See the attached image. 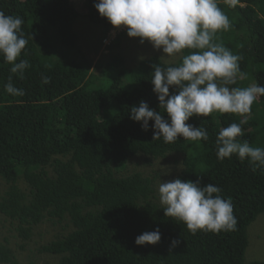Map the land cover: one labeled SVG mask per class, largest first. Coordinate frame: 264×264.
Here are the masks:
<instances>
[{
    "label": "trees",
    "instance_id": "16d2710c",
    "mask_svg": "<svg viewBox=\"0 0 264 264\" xmlns=\"http://www.w3.org/2000/svg\"><path fill=\"white\" fill-rule=\"evenodd\" d=\"M73 1L82 2L92 24L113 27L94 7L97 0H0V11L24 21L28 43L19 59L30 63L21 79L0 56V264H20L11 240L20 239L24 250L42 225L51 229L38 249L51 257L45 264H245L248 228L264 214V168L253 171L236 155L221 161L215 145L221 128L244 117L213 112L189 118L186 123L207 130L208 141L152 139L153 121L143 131L129 118L130 108L145 101L163 112L152 90V65H176L189 50L174 63L153 54L137 64L131 58L127 66L110 47L106 63L92 66L78 44L81 17ZM217 2L231 27L215 41L242 57L245 74L230 87L264 85V0H238L234 8L229 0ZM118 39L114 48L121 46ZM10 75L23 96L6 93ZM42 76L51 82L44 84ZM242 128L241 140L264 148V96ZM198 176L231 199L235 231L192 234L164 215L159 183ZM156 228L157 244H135ZM173 239L180 240L175 248Z\"/></svg>",
    "mask_w": 264,
    "mask_h": 264
},
{
    "label": "clouds",
    "instance_id": "9594fccd",
    "mask_svg": "<svg viewBox=\"0 0 264 264\" xmlns=\"http://www.w3.org/2000/svg\"><path fill=\"white\" fill-rule=\"evenodd\" d=\"M237 3L238 0H229L230 7L234 8ZM94 7L113 26L104 31L96 25L102 29L100 45L106 53L110 47L114 50L119 36L118 43L124 47L122 38L126 34L130 38H139L141 44L149 42L168 57L189 50L176 65H152V90L163 112L140 101L138 106L130 108L131 120L140 122L143 131H148L149 121H153L152 139L155 140L163 138L165 143H174L182 137L199 142L208 141V132L186 123L189 118L207 117L213 112L238 114L244 117L239 123L233 122L218 132L215 141L217 159L223 161L236 155L241 162L247 160L253 171L264 168V148L240 139L244 135L242 125L247 122L253 103L264 96V85L230 87L245 74L240 70L242 57L215 41L219 31L231 27L229 17L218 6L217 0H97ZM86 14L80 19L88 20ZM23 23L20 16L0 11V56L11 65L10 72L21 79L30 67L28 60L19 59L28 43L22 31ZM84 56L87 58L85 53ZM42 82L48 84L51 78L42 76ZM170 88L176 94H170ZM5 91L12 96L25 94L23 89L14 86L11 75ZM20 183L25 191L23 180L19 181V186ZM221 192L222 189L214 184L202 185L200 176L195 181L176 178L160 182L158 187L164 215L183 222L192 234L199 230L214 233L236 230L232 201L224 199ZM160 240L161 233L156 228L138 235L134 242L143 246L155 245ZM179 244V239H173L170 247Z\"/></svg>",
    "mask_w": 264,
    "mask_h": 264
},
{
    "label": "rangeland",
    "instance_id": "374dc122",
    "mask_svg": "<svg viewBox=\"0 0 264 264\" xmlns=\"http://www.w3.org/2000/svg\"><path fill=\"white\" fill-rule=\"evenodd\" d=\"M74 7L76 11L80 14L81 17H84L86 10L83 8V5L80 1H74ZM85 18V17H84ZM81 27L79 31V41L78 44L81 47L82 51L86 54L94 65L96 62L104 64L109 58V53L105 52V48L100 45V40L102 38V29L97 28L98 26L90 23L88 20L80 19ZM75 26V30L78 27ZM122 44L114 48L113 52H121V55L125 59V63L128 66V63L131 61V58L134 60L132 63H138L140 60L147 58L153 54L160 56L163 62L165 63H174L180 59V54L172 57L166 56L162 50H157L152 47V45L145 41L143 44L139 42V38H130L127 34L122 38ZM136 47V53H132V49L127 48ZM145 51L148 54H145ZM139 159L136 160V162ZM173 170V167L170 168ZM165 172V171H164ZM166 173V172H165ZM172 171H169L167 174H171ZM169 175H167L168 177ZM166 177V178H167ZM171 180L170 178L165 179L164 181ZM4 182L0 179V195L4 192ZM20 187L23 188V185L20 183ZM0 216V220H1ZM7 225V224H6ZM49 227L42 225L41 228L35 231L33 235V241H31L24 250L20 249L21 240L18 238H13L11 240V246L18 255L20 264H45L50 262L51 257L47 254L39 253L38 249L40 246L47 244L49 237H51ZM5 230L3 229V232ZM52 232V231H51ZM53 234V233H52ZM248 235V247L245 254V264H248L250 261H264V214L259 216L254 223H252L247 231Z\"/></svg>",
    "mask_w": 264,
    "mask_h": 264
}]
</instances>
